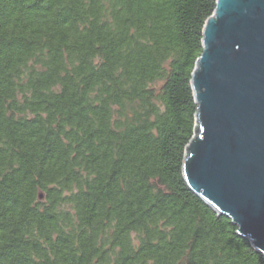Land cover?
I'll use <instances>...</instances> for the list:
<instances>
[{
  "label": "trees",
  "instance_id": "trees-1",
  "mask_svg": "<svg viewBox=\"0 0 264 264\" xmlns=\"http://www.w3.org/2000/svg\"><path fill=\"white\" fill-rule=\"evenodd\" d=\"M216 0H0V264H264L183 176Z\"/></svg>",
  "mask_w": 264,
  "mask_h": 264
},
{
  "label": "water",
  "instance_id": "water-1",
  "mask_svg": "<svg viewBox=\"0 0 264 264\" xmlns=\"http://www.w3.org/2000/svg\"><path fill=\"white\" fill-rule=\"evenodd\" d=\"M192 74L190 190L264 255V0H216Z\"/></svg>",
  "mask_w": 264,
  "mask_h": 264
}]
</instances>
